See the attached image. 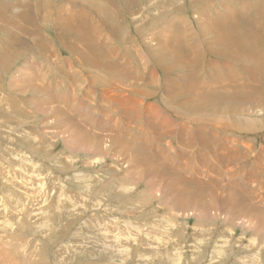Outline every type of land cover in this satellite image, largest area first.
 <instances>
[{"label": "rangeland", "instance_id": "374dc122", "mask_svg": "<svg viewBox=\"0 0 264 264\" xmlns=\"http://www.w3.org/2000/svg\"><path fill=\"white\" fill-rule=\"evenodd\" d=\"M0 264H264V0H0Z\"/></svg>", "mask_w": 264, "mask_h": 264}, {"label": "bare ground", "instance_id": "6f19581e", "mask_svg": "<svg viewBox=\"0 0 264 264\" xmlns=\"http://www.w3.org/2000/svg\"><path fill=\"white\" fill-rule=\"evenodd\" d=\"M37 53V52H36ZM124 83V82H123ZM128 112V111H127ZM16 210H18V208H16Z\"/></svg>", "mask_w": 264, "mask_h": 264}]
</instances>
